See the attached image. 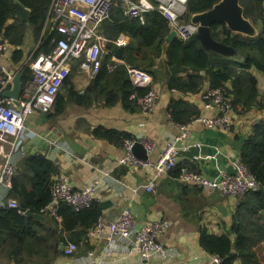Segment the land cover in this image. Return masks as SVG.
Segmentation results:
<instances>
[{
  "label": "trees",
  "instance_id": "16d2710c",
  "mask_svg": "<svg viewBox=\"0 0 264 264\" xmlns=\"http://www.w3.org/2000/svg\"><path fill=\"white\" fill-rule=\"evenodd\" d=\"M151 1L156 5L155 0ZM218 1L186 0L182 20L189 21L193 14L210 9ZM17 4L28 10L27 20L17 17ZM239 4L243 16L260 28L255 36H248L234 33L224 24L211 25L212 38L236 51L235 57H225L204 49L194 36L168 41V22L156 8L144 13L141 21L139 17L125 14L115 3L108 17L102 21L99 32L109 40L121 34L128 37L127 46L122 48L125 65L118 64L112 70L107 68L110 54L115 51L112 44L107 43L99 72L83 94L74 90L71 74L65 79L62 86L65 95L58 93L53 105L55 114H61L67 102L89 106L94 98L101 99L107 107L120 102L127 110L139 109L131 94L142 95L152 84L135 87L129 79L127 66L148 72L152 83L161 80L168 90L181 95L200 92L205 81L209 88L226 87L233 110L237 113L252 107L264 110V89L261 93L255 77L256 72L264 75V0H239ZM49 6L50 0H0V32L7 45L13 47L12 62L15 65H20L25 56L23 44L28 27L37 42L32 56L52 51L54 39L59 34L53 28L44 31ZM20 71L24 86L31 79L28 62L21 65ZM167 110L169 118L177 125H186L200 114L195 104L182 97H172ZM91 132L96 138L118 145H122L123 138L129 136L114 128L99 126ZM239 159L255 177L259 188L238 200L226 233L216 236L203 228L199 244L206 252L218 254L222 264H264L261 250L264 244V118L254 122L251 131L242 140ZM17 168L18 174L13 177L8 191V197L16 200L17 207H0V264H50L61 254L60 244H65L67 239L78 243L86 237L87 229L102 214L100 205L95 202L75 212L62 203L60 222L52 219L54 229L45 232L43 224L28 216L26 211L44 214L41 210L50 199L53 176L58 168L54 161L41 153L22 157L17 162ZM53 232L55 240L47 247L46 235ZM31 256L37 257L38 261H32Z\"/></svg>",
  "mask_w": 264,
  "mask_h": 264
},
{
  "label": "crops",
  "instance_id": "0c3cea01",
  "mask_svg": "<svg viewBox=\"0 0 264 264\" xmlns=\"http://www.w3.org/2000/svg\"><path fill=\"white\" fill-rule=\"evenodd\" d=\"M254 27L258 33L260 26ZM36 46L32 29L28 27L23 44L25 56L20 65L12 62L13 47L9 45L0 56V65L14 75L21 74V65L28 62ZM255 77L262 93L264 75L256 72ZM70 81L74 90L83 94L91 77L74 68ZM11 85L12 82L6 89H10ZM152 86L158 99L149 112L127 110L120 102L107 107L99 98H94L89 106L67 102L61 114H55V107L49 113L33 112L25 121L23 133L15 140L13 159L17 163L28 154H44L55 162L58 172L65 174L75 189H82L96 181L101 197L98 201L101 213L108 220L115 219L124 207H128L136 227H142L152 219L169 222L166 232L158 239L171 255L156 264H200L206 259V253L199 244L200 231L205 228L216 236L226 233L230 229L237 202L220 191L208 192L181 183L174 171L158 175L153 167L129 169L118 163L124 153L122 145L96 138L91 132L99 126L114 128L128 135H146L155 142V148L149 155L150 160L155 161L168 139L180 133L167 110L172 97H182L195 104L201 115L210 117L217 114L215 109L203 106L201 93L209 88L207 81L200 92L186 95L168 90L161 80L152 83ZM59 92L65 95V88L61 87ZM225 115L231 121L228 129L208 128L199 122L188 126L187 137L179 143L182 149L177 169L185 167L210 180L216 178L221 169L232 170L233 164L240 160L242 140L251 131L252 124L264 118V110L252 107L246 112L237 113L231 109ZM9 150L11 146L0 141V166ZM150 182L154 190L147 192L144 185ZM136 185L138 188L134 192ZM107 201L108 204H103ZM44 217V220H39L44 231L54 229L53 220ZM46 236L49 247L55 235L53 232ZM107 240V233L100 238L86 235L77 243L73 255L60 254L50 264L138 263L136 255L120 244L108 249ZM71 242L74 241L67 239L65 244ZM261 246L264 254V244ZM31 260L38 261L34 256H31Z\"/></svg>",
  "mask_w": 264,
  "mask_h": 264
},
{
  "label": "built area",
  "instance_id": "2783aa9c",
  "mask_svg": "<svg viewBox=\"0 0 264 264\" xmlns=\"http://www.w3.org/2000/svg\"><path fill=\"white\" fill-rule=\"evenodd\" d=\"M155 1L156 5L151 0H50L48 24L60 37L55 40L50 53H41L31 58L29 63L31 79L23 86L17 105L13 103L12 98L1 95V92L10 85L14 73L0 65V141L11 146L0 166V207H17L16 200L8 197V191L13 177L18 174L17 163L13 159L15 140L23 133L27 117L35 111L46 113L52 109L59 89L72 68L85 72L93 78L102 65L103 54L107 52L105 48L107 43L112 44L114 48L127 45L128 37L123 34L114 40H109L99 32L102 21L108 17L115 3L125 14L139 17L141 21L144 13L156 8L166 18L169 28L176 30L177 37L181 40H186L196 33L197 25L180 20L185 9V0ZM7 47L0 32V56ZM118 64L125 65V62L111 52L107 68L112 70ZM127 72L135 87L151 85L152 77L148 72L129 66ZM131 98L136 100L141 111L149 112L155 107L158 95L153 88H149L142 95L132 93ZM201 98L204 108L216 107L218 114L211 117L197 115L188 124L177 125L180 133L168 139L165 148L155 161L149 158L155 148L153 139L146 135L126 136L122 143L124 153L118 163L129 169L153 167L158 175L177 171L176 179L179 182L208 192L220 191L222 195L232 197L236 203L246 193L259 188L255 177L240 160L233 164L231 171L221 169L217 177L212 180L185 167L177 169V160L182 149L179 143L187 137V129L191 123L199 122L208 128L219 129H228L231 125L225 113L231 110L232 106L224 88L208 89L201 94ZM137 140L145 149L148 158L140 159L133 154L132 148ZM137 188L136 185L133 191L135 192ZM144 188L147 192H152L154 185L150 182L144 185ZM100 199L96 181L82 189H75L65 174L57 173L53 178L50 199L41 211L60 222L59 209L62 203L79 212ZM169 224L159 218L152 219L142 227H136L131 211L128 207H124L115 219L108 220L100 215L88 228L87 233L94 238H100L103 233H107L108 249L120 244L136 255L137 264H156L157 260H166L171 255L158 239L166 232ZM76 249V243H68L63 248V255L70 256ZM205 253L206 259L200 264H222L218 254L206 251Z\"/></svg>",
  "mask_w": 264,
  "mask_h": 264
},
{
  "label": "water",
  "instance_id": "95a60500",
  "mask_svg": "<svg viewBox=\"0 0 264 264\" xmlns=\"http://www.w3.org/2000/svg\"><path fill=\"white\" fill-rule=\"evenodd\" d=\"M16 14L22 21L29 18L28 10L19 4L16 5ZM190 22L197 25V32L194 34V37L200 42L201 46L206 50L218 53L225 57H235L237 55L236 51L231 46L218 42L212 38L210 30L211 25L224 24L230 31L248 36H255L257 34L253 24L243 16V10L239 4V0H219L210 9L201 13L193 14L190 17ZM175 38H177V32L174 28H170L166 39L171 41ZM116 55L118 58H121V48L116 50ZM22 89L21 74L17 73L12 79L11 88L5 89L1 94L4 97L12 98L13 103L17 105ZM132 151L137 158H147L146 151L139 143V140L134 143ZM217 180H219V178ZM108 203V201L103 202V204ZM26 214L37 220H44L45 218L41 214L31 213L30 211H26ZM63 246L64 244L59 245L61 251Z\"/></svg>",
  "mask_w": 264,
  "mask_h": 264
},
{
  "label": "clouds",
  "instance_id": "9594fccd",
  "mask_svg": "<svg viewBox=\"0 0 264 264\" xmlns=\"http://www.w3.org/2000/svg\"><path fill=\"white\" fill-rule=\"evenodd\" d=\"M185 2H186V0H185ZM28 13H29V12H28ZM48 13H49V12H48ZM47 16H48V15H47ZM189 22H190V20H189ZM47 28H52V27L48 24V17H47V19H46V23H45L44 31H45ZM53 29H54V28H53ZM169 31H170V30H169ZM196 32H197V31H196ZM125 36H126V35H125ZM193 36H194V35H193ZM59 37H60V35H59ZM59 37H58V38H59ZM58 38H57V39H58ZM177 38H178V37H177ZM55 40H56V39H54V42H55ZM127 44H128V43H127ZM7 46H8V45H7ZM126 46H127V45H126ZM126 46H125V47H126ZM113 48H114V47H113ZM118 48H119V47H118ZM118 48H117V47L114 48V49H115V51H114L115 55H116V50H117ZM122 48H124V47H122ZM122 48H121V49H122ZM105 53H106V52H105ZM39 54H41V53H39ZM42 54H43V53H42ZM32 57H34V56L31 55V56L29 57V59H28V64L30 63V60H31ZM35 57H36V56H35ZM103 57H104V54H103ZM121 58H122V55H121ZM102 60H103V59H102ZM73 69H74V68H72L71 71H72ZM70 74H71V72H70ZM14 76H15V75H14ZM68 76H69V75H68ZM95 76H96V75H95ZM95 76H94V77H95ZM94 77H93V78H94ZM151 77H152V76H151ZM93 78H91V79H93ZM11 82H12V81H11ZM151 84H152V82H151ZM226 85L229 86L228 83H227ZM62 86H63V85H62ZM62 86H61V87H62ZM151 88H153V86H152ZM218 88H224V89L226 90V92H227V96H228V98L230 99V103H231V106H232V102H231L232 99H231V97H230V94L228 93L227 88H226V87H218ZM153 89H154V88H153ZM208 89H211V88H208ZM208 89H207V90H208ZM213 89H217V88H213ZM3 91H4V90H3ZM59 91H60V89H59ZM205 91H206V90H205ZM205 91H203V92H205ZM203 92H202V93H203ZM1 93H2V92H1ZM58 93H59V92H58ZM202 93H201V94H202ZM1 95H2V94H1ZM54 103H55V102H54ZM53 105H54V104H53ZM53 107H54V106H53ZM53 107H52V108H53ZM211 108H212V109H215V110L217 111V114H218L219 111H218V109H217L216 107H211ZM232 109H233V106H232ZM51 110H52V109H51ZM51 110H50L49 112H51ZM49 112H46V113H49ZM199 115H201V114H199ZM204 116H205V115H204ZM210 117H211V116H210ZM147 158H148V156H147ZM175 172H177V171H174L173 173H175ZM57 173H59V172H57ZM57 173H56V174H57ZM176 175H177V174H176ZM54 176H55V175H54ZM54 176H53V178H54ZM96 202H98V201H96ZM94 203H95V202H94ZM39 214H40V213H39ZM41 215H43V216H47V215H45V214H41ZM101 215L103 216V214H101ZM47 217H49V216H47ZM49 218L54 219V218H52V217H49ZM54 220H55V219H54ZM57 222H58V221H57ZM87 230H88V229H87ZM86 235H88V233H87ZM74 243H75V242H74ZM76 244H77V243H76ZM65 245H66V244H64V246H65ZM64 246H63V248H64ZM75 251H76V250H75ZM204 251H205V250H204ZM73 253H74V252H73ZM61 254L63 255V249H62V251H61ZM71 255H73V254H71ZM71 255H70V256H71ZM158 261H159V260H157L156 263H157Z\"/></svg>",
  "mask_w": 264,
  "mask_h": 264
},
{
  "label": "flooded vegetation",
  "instance_id": "af4514ba",
  "mask_svg": "<svg viewBox=\"0 0 264 264\" xmlns=\"http://www.w3.org/2000/svg\"><path fill=\"white\" fill-rule=\"evenodd\" d=\"M185 10V9H184ZM183 13H184V11H183ZM183 13L181 14V16H180V20H182V15H183ZM183 21V20H182ZM183 22H189V21H183Z\"/></svg>",
  "mask_w": 264,
  "mask_h": 264
},
{
  "label": "rangeland",
  "instance_id": "374dc122",
  "mask_svg": "<svg viewBox=\"0 0 264 264\" xmlns=\"http://www.w3.org/2000/svg\"><path fill=\"white\" fill-rule=\"evenodd\" d=\"M262 250V249H261ZM262 255H263V257H264V254H263V252H262Z\"/></svg>",
  "mask_w": 264,
  "mask_h": 264
}]
</instances>
